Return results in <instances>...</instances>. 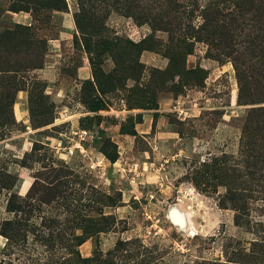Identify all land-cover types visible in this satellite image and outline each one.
Listing matches in <instances>:
<instances>
[{
    "label": "rangeland",
    "instance_id": "374dc122",
    "mask_svg": "<svg viewBox=\"0 0 264 264\" xmlns=\"http://www.w3.org/2000/svg\"><path fill=\"white\" fill-rule=\"evenodd\" d=\"M0 264H264V0H0Z\"/></svg>",
    "mask_w": 264,
    "mask_h": 264
},
{
    "label": "crops",
    "instance_id": "0c3cea01",
    "mask_svg": "<svg viewBox=\"0 0 264 264\" xmlns=\"http://www.w3.org/2000/svg\"><path fill=\"white\" fill-rule=\"evenodd\" d=\"M82 69H83L85 75H87V74H88L87 67H84V68H82ZM81 71H82V70H81ZM20 106H22V105H20ZM20 108H21V107H20Z\"/></svg>",
    "mask_w": 264,
    "mask_h": 264
}]
</instances>
